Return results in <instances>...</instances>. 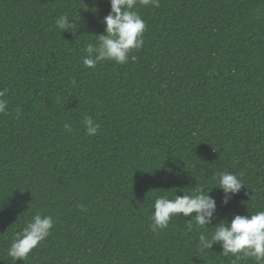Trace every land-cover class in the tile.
Wrapping results in <instances>:
<instances>
[{
    "label": "trees",
    "instance_id": "16d2710c",
    "mask_svg": "<svg viewBox=\"0 0 264 264\" xmlns=\"http://www.w3.org/2000/svg\"><path fill=\"white\" fill-rule=\"evenodd\" d=\"M110 10V0H0V264L37 213L53 228L16 264H231L219 245L198 247L191 217L154 233L149 216L157 195L200 186L213 187L212 227L264 211V0L138 6L141 49L86 68ZM61 15L77 28L61 33ZM224 170L244 183L227 205L213 179Z\"/></svg>",
    "mask_w": 264,
    "mask_h": 264
},
{
    "label": "clouds",
    "instance_id": "9594fccd",
    "mask_svg": "<svg viewBox=\"0 0 264 264\" xmlns=\"http://www.w3.org/2000/svg\"><path fill=\"white\" fill-rule=\"evenodd\" d=\"M158 8L160 0H110V12L103 18L104 34L96 35L95 44L88 43L84 48L82 64L89 69L103 61H113L117 64L128 63L133 50H140L144 44L143 33L146 23L138 11V6ZM67 15H61L56 19V28L62 32L77 28L75 21L69 22ZM132 61L137 59L131 56ZM6 91V90H5ZM5 91H0V114L6 113L8 101L3 99ZM20 110L17 109V116ZM82 125L86 135L95 136L100 125L90 116H85ZM66 132H71L70 124L64 125ZM215 186L222 190V203L227 205L230 199L238 194L244 186L239 175L224 170L213 177ZM213 187L205 190L203 186L197 187L192 192H185L183 196L176 195L169 198L170 194L157 195L153 211L149 216L150 229L156 233L166 229L175 216L191 217L188 220V230L195 228L200 230L198 247L201 250L212 249L214 244L221 248L224 257H231V264H240L241 261L251 259L254 264H264V211H257L248 215H234L229 221L222 219L212 227L215 219L217 205L210 195ZM211 226L212 232L205 234V230ZM53 228V218L50 215L35 214L22 231L17 232L7 250V256L12 264L18 260L26 261L33 249L44 241Z\"/></svg>",
    "mask_w": 264,
    "mask_h": 264
}]
</instances>
